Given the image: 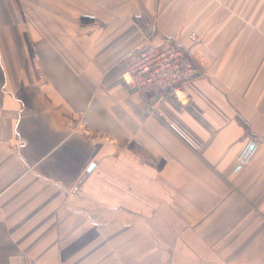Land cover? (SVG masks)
I'll return each mask as SVG.
<instances>
[{"label":"crops","instance_id":"obj_1","mask_svg":"<svg viewBox=\"0 0 264 264\" xmlns=\"http://www.w3.org/2000/svg\"><path fill=\"white\" fill-rule=\"evenodd\" d=\"M16 1L0 0V264H264V9L52 0L50 20ZM149 38L189 51L183 100L118 77Z\"/></svg>","mask_w":264,"mask_h":264},{"label":"built area","instance_id":"obj_2","mask_svg":"<svg viewBox=\"0 0 264 264\" xmlns=\"http://www.w3.org/2000/svg\"><path fill=\"white\" fill-rule=\"evenodd\" d=\"M193 35L191 33L190 37ZM126 57L127 64L118 77L137 94L168 92L183 100L186 96L184 84L199 74L189 51L170 39L153 43L149 38ZM257 149V142L247 139L235 156L236 166L247 165Z\"/></svg>","mask_w":264,"mask_h":264},{"label":"rangeland","instance_id":"obj_3","mask_svg":"<svg viewBox=\"0 0 264 264\" xmlns=\"http://www.w3.org/2000/svg\"><path fill=\"white\" fill-rule=\"evenodd\" d=\"M16 1V0H15ZM17 3V1H16ZM252 3H253V10H254V13L255 14H260L261 13V10L264 9V0H252ZM257 3V4H256ZM263 3V4H262ZM32 10L33 12H36L35 9H38L39 8V12L42 13V14H46L47 16H49V19L51 20L54 15H58V14H63L61 12V10L54 6L52 4V0H40V2L37 0H34L32 2ZM39 4V5H37ZM17 7H19V5H16ZM260 18V16H259ZM46 19V18H45ZM47 23V24H46ZM45 24L48 25L50 27V31L53 32V31H56V26H54V23L50 22L47 20ZM55 29V30H54ZM191 34V33H190ZM194 34V33H193ZM190 37V35H189ZM191 39L194 38V35L190 37ZM130 202H126V205ZM125 214H123V216L125 217V220H132V218H135V215H133L132 213H128L129 212V209L126 207L125 208ZM110 216H113V215H110ZM143 217V216H142ZM130 231L128 229H124V230H120V231H117V230H105V231H93V237L95 238H98V237H107L108 240L110 239H113V238H116L117 234H121V235H124V237L127 239V238H130L132 236L131 232L129 233ZM123 233V234H122ZM118 237V236H117ZM112 243V240L109 241V244ZM104 244V243H103ZM102 245V244H101ZM99 245V249L100 248H107L105 245L101 246ZM127 247V246H126ZM129 247V246H128ZM96 248V247H95ZM140 264H160L159 262H141ZM161 264H170V263H166V262H161Z\"/></svg>","mask_w":264,"mask_h":264},{"label":"water","instance_id":"obj_4","mask_svg":"<svg viewBox=\"0 0 264 264\" xmlns=\"http://www.w3.org/2000/svg\"><path fill=\"white\" fill-rule=\"evenodd\" d=\"M90 167H91V164L87 167L86 171H88V170L90 169ZM85 173H86V172H85ZM85 173H84L82 176H84Z\"/></svg>","mask_w":264,"mask_h":264}]
</instances>
